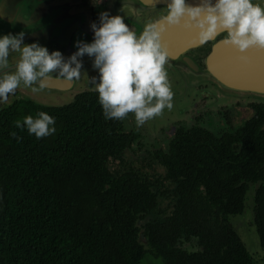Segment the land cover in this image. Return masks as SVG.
Instances as JSON below:
<instances>
[{
  "label": "flooded vegetation",
  "instance_id": "flooded-vegetation-1",
  "mask_svg": "<svg viewBox=\"0 0 264 264\" xmlns=\"http://www.w3.org/2000/svg\"><path fill=\"white\" fill-rule=\"evenodd\" d=\"M78 7L99 25L104 0ZM169 65L173 108L139 127L131 113L114 120L118 138L104 162L137 209V264H238L229 258L242 252L264 264V101L221 102L191 66Z\"/></svg>",
  "mask_w": 264,
  "mask_h": 264
},
{
  "label": "trees",
  "instance_id": "trees-1",
  "mask_svg": "<svg viewBox=\"0 0 264 264\" xmlns=\"http://www.w3.org/2000/svg\"><path fill=\"white\" fill-rule=\"evenodd\" d=\"M39 112L55 118L53 135L15 126ZM116 136L96 91L61 107L25 99L0 107V264H137L130 188L104 169ZM260 232L264 247V223ZM234 258L249 264L244 252Z\"/></svg>",
  "mask_w": 264,
  "mask_h": 264
},
{
  "label": "clouds",
  "instance_id": "clouds-1",
  "mask_svg": "<svg viewBox=\"0 0 264 264\" xmlns=\"http://www.w3.org/2000/svg\"><path fill=\"white\" fill-rule=\"evenodd\" d=\"M167 14L163 24L194 30L200 44L226 34L223 43L244 53L249 49L264 50V0H165ZM91 43L77 41V51L65 59L60 51L49 52L38 42L24 43L25 33L0 35V103L8 101L23 84L33 92L43 81L58 78L68 82L81 77L82 59L94 58L92 67L98 71L89 83L98 93L106 120H123L133 114L137 126H143L173 108L174 92L165 66L169 63L167 49L162 44V28L147 24L137 33L130 29L121 15L102 12L99 25H90ZM19 52L14 71H6L10 54ZM55 118L45 112L36 118L26 116L16 127L26 129L36 139L56 132Z\"/></svg>",
  "mask_w": 264,
  "mask_h": 264
},
{
  "label": "water",
  "instance_id": "water-1",
  "mask_svg": "<svg viewBox=\"0 0 264 264\" xmlns=\"http://www.w3.org/2000/svg\"><path fill=\"white\" fill-rule=\"evenodd\" d=\"M80 3L81 0H0V35L23 31L25 44L38 42L49 52L60 51L67 59L77 51L74 47L77 41L91 43L93 39L90 28L93 22L85 10L78 7ZM188 3L195 5L198 0H188ZM104 5V12L123 16L125 23L137 35L149 23L160 25L163 29L161 41L169 55L166 71L169 64L179 67L182 72L191 66L198 75V81L205 78L206 82L213 83L214 93L221 102L240 98L264 101V50L253 48L240 53L223 43L226 34L200 44L194 30L163 24V17L167 14L165 0H104ZM198 53H203L204 58L201 59ZM18 59L19 52L11 53L12 67L6 71H14ZM81 59L80 79L68 82L53 75V78L43 81L42 89L34 85L38 89L36 92L21 84L15 95L0 103V107L11 105L17 99L29 100L43 107H61L72 102L75 94L95 91L89 83L96 71L92 67L94 58L85 55ZM199 60L205 67H200Z\"/></svg>",
  "mask_w": 264,
  "mask_h": 264
},
{
  "label": "rangeland",
  "instance_id": "rangeland-1",
  "mask_svg": "<svg viewBox=\"0 0 264 264\" xmlns=\"http://www.w3.org/2000/svg\"><path fill=\"white\" fill-rule=\"evenodd\" d=\"M76 95V94H75ZM75 95H73V97L75 96ZM39 97H43V98H47V99H53L52 97H49V96H41V95H39ZM56 100V99H55ZM54 105V104H53ZM66 105V104H65ZM4 106H7V105H4ZM57 106H60V105H57ZM51 107H54V106H51ZM253 234H254V236H255V242L257 243V245H258V237H257V235H256V232H255V230H254V232H252ZM244 236H245V234H244ZM243 242L244 243H246L247 241L243 238ZM142 264H144V263H142ZM255 264H262V263H255Z\"/></svg>",
  "mask_w": 264,
  "mask_h": 264
}]
</instances>
